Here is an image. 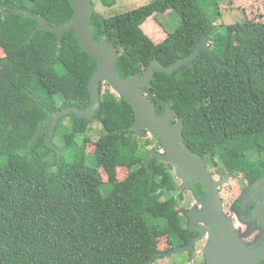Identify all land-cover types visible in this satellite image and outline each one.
I'll return each instance as SVG.
<instances>
[{"label":"trees","instance_id":"obj_1","mask_svg":"<svg viewBox=\"0 0 264 264\" xmlns=\"http://www.w3.org/2000/svg\"><path fill=\"white\" fill-rule=\"evenodd\" d=\"M0 4L8 12L0 10V264H152L188 246L173 168L156 159L144 165L159 142L133 131L131 104L106 83L92 120L71 114L53 130L48 123L91 106L97 62L72 30L58 52L55 33L32 36L38 22L15 11L60 27L72 18L69 0ZM167 11L181 18L171 34L155 22ZM241 20L218 30L195 0H156L112 17L93 11L89 25L92 39L117 55L123 79L153 61L168 68L207 42L210 52L171 75L155 72L143 93L157 116L169 106L189 152L253 182L264 176V21ZM63 121L69 132L59 147ZM94 125L97 137L75 145Z\"/></svg>","mask_w":264,"mask_h":264},{"label":"water","instance_id":"obj_2","mask_svg":"<svg viewBox=\"0 0 264 264\" xmlns=\"http://www.w3.org/2000/svg\"><path fill=\"white\" fill-rule=\"evenodd\" d=\"M92 1L69 0L73 11L72 18L68 23L60 27H52L44 18L33 15L26 10L15 11L38 22V26L32 32V36L38 31L55 33L57 35L58 52H60L63 34L72 30L81 48L97 62V69L88 85V91L92 100L91 106L84 111L72 107L55 113L53 120L48 122L52 124L51 129H54L62 117L71 114L81 119L92 120L100 108V89L107 83L113 92L132 105L135 113L133 131L145 137L144 130H146L150 135L156 136L162 144L165 153H150L144 159V165L148 167L149 161L153 159L170 164L173 167L176 179L181 182L185 181L186 183L194 180L207 192L208 196L204 202L205 207L202 217H205V220L211 221L215 230L219 232V256H217L215 251L216 240L214 239L215 244L208 245L209 248L206 251L207 264H255L258 260H263L264 248L259 251L245 252L241 241L234 236L233 228L229 221L223 217L221 202L217 195V186L225 184L227 179L223 178V181L218 184H215L211 180L203 159L189 152L184 146L182 136L183 124L177 121L176 125H172L175 117L169 106L165 105L164 113L161 116H157L151 102L143 93V90L149 86L155 72L171 75L179 67L190 65L201 52H210L209 45L207 42L202 43L197 47L192 56L186 60L176 62L168 68L161 66L157 61H153L140 75L123 79L116 69L117 55L110 48L107 41L103 39L95 42L92 39L93 28L89 25L92 13L95 11ZM0 10L4 17L7 14L6 8L0 4ZM41 128L42 126H40ZM51 136L52 131L48 141H50ZM263 184L264 178L258 180L250 188L248 195L250 196L252 192L257 193L259 188L262 189ZM190 229L191 231H196L191 227ZM190 247L192 246L190 245ZM211 250L214 251L211 252ZM221 256H224L225 259Z\"/></svg>","mask_w":264,"mask_h":264},{"label":"flooded vegetation","instance_id":"obj_3","mask_svg":"<svg viewBox=\"0 0 264 264\" xmlns=\"http://www.w3.org/2000/svg\"><path fill=\"white\" fill-rule=\"evenodd\" d=\"M144 133L145 137L149 134L146 130H144ZM151 136L152 140H157L159 142V149H157L156 153L164 154L165 152L163 151L160 140L154 135ZM203 162L208 170L209 177L215 184L222 182L223 178L227 177V174H225L220 168H217L214 165L210 166L204 160ZM262 178H264V176L256 178L253 182H250L248 179L239 180L241 183L237 181L238 184L234 183L236 187H230V190L228 191L224 190V183L217 186V195L221 202L223 217L229 221L233 228L234 236L241 241L245 252L259 251L264 248V184L262 189H258L257 193L252 192L250 196L248 195L250 188ZM230 180L235 181L234 179ZM181 183L182 185L180 189L178 186L179 184L177 185V192L181 197L188 193L190 195L191 204L185 208L184 205L187 204V201L185 200L184 205L182 204L184 210L182 211L180 218L183 221V226L190 231L189 245L192 247L189 245L183 247L177 246L175 251H185V253L189 254V259L191 260L193 253L195 254L198 252L196 251L198 244L203 242L202 247L200 248L202 249L201 264H207L206 251L207 248H209L208 245L215 244L214 239L216 240L215 251L217 256H219V232L215 230L211 221L205 220V217H202L204 214L203 209L205 207L204 202L206 201L208 194L203 187L194 180H190L187 183L183 181ZM225 194L229 196V199L226 198L227 195ZM190 227L196 231H191ZM212 251L214 250H211V252ZM221 257L225 259L224 256ZM255 264H264V259L258 260Z\"/></svg>","mask_w":264,"mask_h":264},{"label":"rangeland","instance_id":"obj_4","mask_svg":"<svg viewBox=\"0 0 264 264\" xmlns=\"http://www.w3.org/2000/svg\"><path fill=\"white\" fill-rule=\"evenodd\" d=\"M103 1H105L107 5L101 2V0L92 1L95 12L103 17H112L121 13H125L149 5L150 3L156 0H103ZM195 1L200 7H202L206 11L208 17H210L214 26L217 27L218 30L221 27L225 28L227 26L234 25L240 22V20L242 19V15H244V17L250 21H258V22L264 21V0H234L233 4H230L233 2V0H195ZM109 3L111 5H108ZM155 22H158L166 33L171 34L179 27L181 23V18L176 12L167 11L165 14L158 15L157 19H155ZM65 123L66 122L63 121L64 125L63 124L60 125L61 127L59 128L58 131L59 136L56 139V143L59 147L63 146L62 139L69 132V127ZM99 130L100 127L94 125L92 132L86 135H79L77 137V139L75 140V145L77 146L80 145L83 142V140L87 138V136L89 138L95 139L97 137ZM147 137H149V135ZM150 138L151 137H149V139ZM248 154L250 156V159H256L259 157L252 150L248 151ZM146 158L147 156L145 157V159ZM222 171L225 174H227L226 177L227 181L224 184V190L226 191L230 190V187L232 188L233 186L236 187L234 183L238 184L237 181L246 179V176L243 174L232 176L226 170L222 169ZM230 179H234L235 181ZM239 182L241 183V181ZM177 184H179L178 186L180 189L182 183L177 181ZM226 198L229 199V196L227 195ZM185 200L187 201V204L184 205ZM181 202L184 205V207L187 208L191 204L190 195L186 193V195H184L181 198ZM202 244L203 242H200L198 244V248L196 249V251L198 252L195 254L193 253V256H191V260L189 259L190 258L189 254L185 253V251L184 252L176 251L175 252L176 255L174 253H170L168 254V256L167 255H164L165 257L161 256L160 259L156 260L152 264H201L202 249L200 248L202 247Z\"/></svg>","mask_w":264,"mask_h":264},{"label":"clouds","instance_id":"obj_5","mask_svg":"<svg viewBox=\"0 0 264 264\" xmlns=\"http://www.w3.org/2000/svg\"><path fill=\"white\" fill-rule=\"evenodd\" d=\"M149 135V134H148ZM149 137H152L151 135H149ZM148 137V138H149ZM144 138H146V137H144ZM151 139V138H150ZM152 153V152H151ZM148 156V155H147ZM165 164V163H164ZM173 168V167H172ZM174 172V171H173ZM176 180H178V179H176ZM179 181V180H178ZM179 182H181V181H179Z\"/></svg>","mask_w":264,"mask_h":264}]
</instances>
